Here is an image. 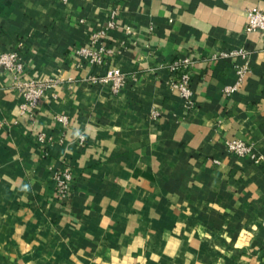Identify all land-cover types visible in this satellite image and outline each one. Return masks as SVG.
<instances>
[{"label": "crops", "instance_id": "crops-1", "mask_svg": "<svg viewBox=\"0 0 264 264\" xmlns=\"http://www.w3.org/2000/svg\"><path fill=\"white\" fill-rule=\"evenodd\" d=\"M251 9L264 0H0V54L21 41L26 77L62 80L21 113L0 72V264H264V31L246 30ZM100 30L106 66L126 76L117 93L76 54ZM184 58L190 105L168 68ZM234 139L250 155L230 153Z\"/></svg>", "mask_w": 264, "mask_h": 264}, {"label": "built area", "instance_id": "built-area-1", "mask_svg": "<svg viewBox=\"0 0 264 264\" xmlns=\"http://www.w3.org/2000/svg\"><path fill=\"white\" fill-rule=\"evenodd\" d=\"M246 30L264 31V14L258 9L248 10L246 14ZM112 26V22H109ZM106 30H100L90 35L86 46L78 48L76 54L95 72L88 75V81L91 83L107 84L111 93H117L125 82V74L117 67L106 66L107 58L111 53L102 42ZM23 43L17 42L16 47L0 54V72L7 74L11 80L12 87L19 92L22 97V103L19 105L21 113H35L40 100L44 93L51 87L56 86L62 80L59 77H48L44 79H36L25 76V62L22 54ZM233 54H243L242 52H233ZM187 58L178 59L168 65L169 70L176 74V79L171 80L173 89L179 92L181 98L186 100L190 105L189 96L190 89V73L186 70L190 65ZM100 68H105L100 73ZM240 73V71H239ZM158 112H152L153 117H157ZM59 121H63L62 117H57ZM5 126L4 120L0 119V128ZM45 136L39 133L36 142L39 146H43ZM83 137L80 136L79 142L82 143ZM227 150L237 156L250 155L251 146L241 140H228L225 142ZM255 162H259L260 158L251 156ZM72 172L69 167H64L56 171L52 176L54 195L58 198L68 196L70 192V182Z\"/></svg>", "mask_w": 264, "mask_h": 264}]
</instances>
